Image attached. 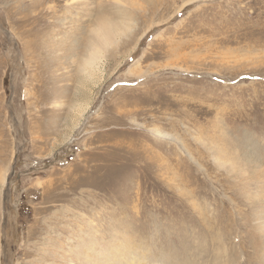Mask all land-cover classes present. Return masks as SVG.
I'll list each match as a JSON object with an SVG mask.
<instances>
[{
  "label": "rangeland",
  "instance_id": "374dc122",
  "mask_svg": "<svg viewBox=\"0 0 264 264\" xmlns=\"http://www.w3.org/2000/svg\"><path fill=\"white\" fill-rule=\"evenodd\" d=\"M100 18L124 29L89 78ZM258 159L264 0H0V264H66L79 229L118 224L138 254L184 240L214 264L215 234L253 260Z\"/></svg>",
  "mask_w": 264,
  "mask_h": 264
},
{
  "label": "bare ground",
  "instance_id": "6f19581e",
  "mask_svg": "<svg viewBox=\"0 0 264 264\" xmlns=\"http://www.w3.org/2000/svg\"><path fill=\"white\" fill-rule=\"evenodd\" d=\"M123 29L124 28L120 27V25L117 22H110V21L108 22L106 21L105 18H100V21L96 24V27L92 28L91 33H93L94 36L92 37L90 36V38H88L87 45L85 48L83 64H82L83 71L86 75H90L89 78L92 77L94 72L99 69V64L102 63V49L101 47L96 46L97 44L95 45V40L99 38L101 40H104V42H106V44L108 45L112 42L111 41L112 36H116L117 34L122 32ZM59 42L62 43L61 40ZM113 42H117V38ZM52 45L54 46V49H60L59 48L60 43L59 44L52 43ZM69 46H70L69 44H66L63 47L66 50V47L69 48ZM73 49L75 48L73 47ZM63 52L65 53V51ZM155 132H157L159 135L162 133L157 129L155 130ZM210 140L211 142L212 141L214 142V146L212 144L213 148L216 149V151H218L219 153L223 152L224 154L225 147L219 145L217 140L214 139L213 137ZM244 141L246 143L247 140L245 139ZM242 144L241 142L236 143V145H238L240 148L242 147ZM247 144L248 147L249 146L250 148L253 147V149L247 153L253 155V153L259 150L258 147L251 146L252 144L251 142L250 143L248 142ZM187 153L190 154V152L188 151ZM220 158L221 157H219V159ZM228 159L229 158H227L226 160ZM244 174L245 172H243L241 176L243 177ZM252 174L257 175L256 178L252 180L255 181L256 183H259L256 184V190H255V194L258 197V200L256 202L257 211L255 212V215L252 217L254 223L247 230L248 239L246 242L252 249L251 259L253 260L246 258V256L241 252L242 249L240 250L235 247L236 244L227 245L226 238H223L220 235H216V237L213 238L215 234L211 235V238L207 241L208 243L205 242L206 247L203 246V248L201 249V251L204 252V256L201 255V253H199L200 254L199 259L204 260L207 257L206 260L212 259V261H214V264H264V159H258V161H256V164L252 170ZM248 195L251 196V194ZM191 201L195 206L192 207L193 210L198 209L199 216L200 215L202 216V217L200 216V222L199 220L198 222L200 223V225H202L201 223L204 224L202 225V230L204 231L203 233H206V235L209 236L212 233L211 232L212 230L210 231L208 229V226L205 223L206 220L204 221L203 219L204 215H202V210L199 209V207L196 208L197 203L193 198ZM76 218L80 219L78 216L75 217V219ZM83 223L84 226H86V224L87 226L91 225L90 222H83ZM121 226H122L121 224L111 225L108 232L103 233L106 234V236L104 237L103 234H101L104 230L100 231L95 227H89L87 232L85 231V229L84 230L79 229L77 235L76 247H73L71 249H69L70 247H67L66 250V252H69V255H71V257H74L76 260L75 259L72 260L71 257L68 255V258L66 257V262H67L66 264H194L191 261L192 259L188 256L189 254L186 253L187 251H189L192 245H190L189 247L184 240L182 243H180L181 245L178 248H172L170 250L168 249L169 251H164L163 249H159V248L157 249L155 248L154 250H152L151 248L148 247V245H143L142 247L139 244V246H141V252H139L140 254H138L137 252H135L136 250L134 249L135 244H133L132 241L133 239H131V235L127 233L126 226H122V228ZM221 234L227 236V234H230V230H228L227 228L225 229L224 232H222L221 230ZM123 236H125V238ZM99 237H103V238L100 239ZM195 237L196 238L193 239L194 241L195 239L197 240L202 238L200 230L197 232ZM214 245H218V246L214 254H212L211 249L214 248ZM205 250H207L208 252L205 253ZM180 251H182V253L185 254L186 256H184L183 254H182L183 256H181Z\"/></svg>",
  "mask_w": 264,
  "mask_h": 264
}]
</instances>
